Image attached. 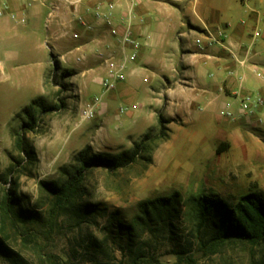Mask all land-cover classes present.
<instances>
[{"label":"rangeland","instance_id":"374dc122","mask_svg":"<svg viewBox=\"0 0 264 264\" xmlns=\"http://www.w3.org/2000/svg\"><path fill=\"white\" fill-rule=\"evenodd\" d=\"M259 2L238 1L236 15L249 8L262 10ZM97 29L104 31L101 25ZM195 39L188 41L191 50ZM170 42L155 51L157 66L143 74L148 82L140 78L134 97L115 101L110 114L105 102L112 90L104 91L98 82L100 62H76L73 54L60 62L54 55L61 51L45 46L42 19L32 54L16 58L0 75V196L10 187L21 196L23 208L37 213L14 223L0 210V239L19 253L20 264H132L138 254L140 264H264V244L251 246L239 238L213 241L214 230L200 225L196 204L200 195L229 205L251 192L264 198V115L256 117L261 123L251 128L252 134L237 142L224 137L225 123L234 117H221L219 106L204 107L202 99L187 120L168 119L183 111L174 105L171 111L165 109L151 90H160V82L166 85L162 75L169 76L168 67L181 58V50ZM37 97L53 108L43 112L36 132L26 133L38 158L30 165L14 140L27 119L18 113ZM95 97L100 98L98 112L82 119L80 111ZM187 99L177 94L174 100ZM228 110L235 113L236 107ZM159 114L173 122L166 124L167 138L151 152L150 163L138 161L112 172L94 169L78 203L51 212L54 198L39 181H61L60 167L87 142L95 152L116 154L146 132L158 134ZM157 198L170 202L163 207ZM84 204L97 209L79 211ZM0 264L14 263L0 254Z\"/></svg>","mask_w":264,"mask_h":264},{"label":"crops","instance_id":"0c3cea01","mask_svg":"<svg viewBox=\"0 0 264 264\" xmlns=\"http://www.w3.org/2000/svg\"><path fill=\"white\" fill-rule=\"evenodd\" d=\"M50 1L58 3L57 0H0V8L5 6L4 14L0 16V47L5 46L4 55L0 58V75L5 74L11 63L15 64L16 58L32 54L40 19L44 27L45 46L61 51L54 55L60 62L67 54H73L74 58L83 56V61H96L94 50L103 43L112 42L107 31L89 30L79 21L82 17L92 23L90 12L96 0H83L77 7L60 6L54 18L47 23ZM136 1L137 13L144 18V22L134 26L133 32L141 47L136 61L129 65L125 80L110 91L109 101L105 102L109 114L115 101L134 97L140 78L148 82L143 74L157 66L155 51L164 48L170 42L167 39L171 38V46L181 50V58L168 67L169 76L162 75L166 85L160 82V90H151L152 94L156 93L159 105L163 103L165 109L171 111L174 105L183 111L182 114L175 112V116L170 114L168 119L179 116L182 122L187 120L193 109L198 107L197 101L202 99L206 101L204 107L219 106L221 117L226 111L234 116L225 123L228 131L224 137L236 142L249 137L251 128L261 123V119L255 120L256 117L264 115V7L260 11L249 8L248 13L237 16L240 0ZM259 4L264 6V0H260ZM126 5L125 1H121L117 12ZM210 36H216L218 41L204 49H199L194 42L193 50L189 49L191 43L188 41L192 37L206 42ZM77 40L82 44H77ZM82 50L81 55L76 54ZM177 94H183L188 99L177 102L174 100ZM245 95H259L263 104L252 107L250 113L240 114V102ZM231 106L236 107L235 113L228 110ZM108 112L104 117L109 115ZM86 144L92 145L91 142Z\"/></svg>","mask_w":264,"mask_h":264},{"label":"trees","instance_id":"16d2710c","mask_svg":"<svg viewBox=\"0 0 264 264\" xmlns=\"http://www.w3.org/2000/svg\"><path fill=\"white\" fill-rule=\"evenodd\" d=\"M46 107L42 97L32 99L28 105L24 106L18 116L24 115L26 120H22L20 129L16 133L14 147L25 156V160L30 165L37 161V155L27 141V132H36V124L41 119L43 112L52 109ZM170 121L158 115L159 132L152 135L150 132L144 133L138 141L133 142L131 148L116 154L95 152L91 145L86 144L83 148L75 152L69 163L60 167L62 174L61 181L54 180L39 181V185L53 196L51 212L74 207L78 203L84 192V181L87 175L94 169L102 168L107 171H114L118 168L129 166L135 162H151V152L158 144L167 138L168 124ZM11 171L12 168L9 167ZM160 206H168L169 198H157L154 200ZM198 207V219L200 225L210 227L214 230L213 241H223L231 238H239L251 246L264 244V198L259 193H248L241 196L236 203L229 205L222 199L213 196L200 195L196 201ZM93 207L90 204L78 206L86 209ZM0 210L2 215L15 220H22L36 217V211L23 208L21 196L15 190L4 188L0 196ZM121 225V223H119ZM130 240L129 238L127 239ZM0 254L12 261L20 264L22 259L15 250L10 248L0 239ZM142 255L138 254L132 260V264H140ZM107 264V263H98Z\"/></svg>","mask_w":264,"mask_h":264},{"label":"built area","instance_id":"2783aa9c","mask_svg":"<svg viewBox=\"0 0 264 264\" xmlns=\"http://www.w3.org/2000/svg\"><path fill=\"white\" fill-rule=\"evenodd\" d=\"M57 1L58 3L53 1L48 3L49 12L46 18L47 23L54 18L60 6L77 7L83 0ZM121 1H125L127 5L123 10L117 12V9L121 7ZM136 7V0H96L90 12L92 23L94 24L84 21L82 17L79 18L80 23L89 30H95L98 25H101V27L108 32L112 40L111 43H103L102 46H98L93 53V56L100 62L103 71L98 82L102 85L104 91L113 90L118 83L124 81L127 76L129 65L136 61L141 43L134 34L133 27L144 22V18L137 13ZM4 12L5 6L0 8V16H2ZM218 36H221L220 32H218ZM217 41L216 36H210L206 42H203L200 38H196L195 44L199 49H204ZM83 58V56H76L75 60L80 61ZM99 104L100 98H93V100L87 103L80 111L81 118L90 119L94 117L98 112ZM262 104L263 99L261 96L245 95L241 99L239 113H250L252 107H258ZM120 112H123V108H120ZM223 116L226 118L234 117L229 111L224 112Z\"/></svg>","mask_w":264,"mask_h":264}]
</instances>
